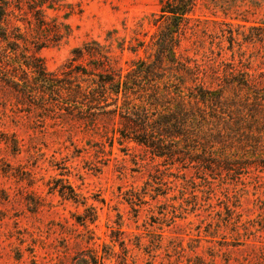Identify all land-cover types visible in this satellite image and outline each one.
Returning <instances> with one entry per match:
<instances>
[{
    "label": "rangeland",
    "instance_id": "obj_1",
    "mask_svg": "<svg viewBox=\"0 0 264 264\" xmlns=\"http://www.w3.org/2000/svg\"><path fill=\"white\" fill-rule=\"evenodd\" d=\"M76 1L71 35L39 51L47 70L90 40L124 71L152 59L159 0ZM187 17L177 54L197 82L264 85V0H197ZM75 122L0 85V264H264V135L171 163L132 141L101 146Z\"/></svg>",
    "mask_w": 264,
    "mask_h": 264
},
{
    "label": "trees",
    "instance_id": "obj_2",
    "mask_svg": "<svg viewBox=\"0 0 264 264\" xmlns=\"http://www.w3.org/2000/svg\"><path fill=\"white\" fill-rule=\"evenodd\" d=\"M159 2L160 25L151 60L138 59L124 71L114 65L110 45L90 40L74 47L58 71H49L39 51L71 35L68 18L82 11L81 2L0 0V85L40 109L59 110L97 136L101 146L132 141L171 163H205L210 150L237 138L241 146L259 147L261 142L254 138L264 135V85L250 77L222 80L218 88L197 82L192 65L177 54L181 27L197 0ZM248 116L249 122L259 119L257 124L246 125L243 119ZM195 138L203 141L204 152L192 150ZM184 145L188 156L181 151ZM192 152L204 156L192 159ZM58 192L77 200L70 187L68 193L63 187Z\"/></svg>",
    "mask_w": 264,
    "mask_h": 264
}]
</instances>
